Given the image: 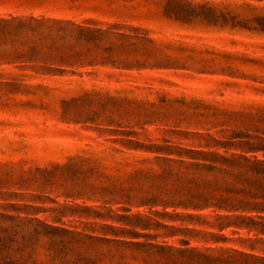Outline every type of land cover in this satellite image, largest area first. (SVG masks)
Segmentation results:
<instances>
[{
    "label": "rangeland",
    "instance_id": "374dc122",
    "mask_svg": "<svg viewBox=\"0 0 264 264\" xmlns=\"http://www.w3.org/2000/svg\"><path fill=\"white\" fill-rule=\"evenodd\" d=\"M256 165L264 0H0V264L264 256L222 217L264 212L178 204Z\"/></svg>",
    "mask_w": 264,
    "mask_h": 264
},
{
    "label": "trees",
    "instance_id": "16d2710c",
    "mask_svg": "<svg viewBox=\"0 0 264 264\" xmlns=\"http://www.w3.org/2000/svg\"><path fill=\"white\" fill-rule=\"evenodd\" d=\"M243 159L250 161L247 157L243 156ZM252 166H249L251 168ZM257 173H262V176H264V167L260 165L254 166ZM216 190H220L219 188ZM257 188H252L248 190H243L244 192V198L245 202L240 201V199L237 200V203L234 205H230L226 203L228 201L227 198L223 197H215L213 195L214 189H211V191H198L190 195L184 202H180L178 204L184 205L185 207H193V208H202L206 207L207 204H209L210 201L215 202V205L218 207H223L225 210H243V211H261L264 212V199H260L257 195L253 194L256 193ZM230 192V191H228ZM264 196V194L262 195ZM251 197L254 199V201H248L246 198ZM256 199L259 200V203H257ZM111 202L117 203L118 201H114L112 198L109 199ZM166 203V202H165ZM169 204L172 205H178L175 203V201L170 202ZM259 213V212H256ZM258 215V214H256ZM222 216V215H221ZM219 216V218H221ZM3 217H7V215H4L0 213V219ZM223 218H232V221H229L226 223V225L234 224L241 228H246L248 231H256V233L263 234L264 233V220H262L264 217L260 215L253 216L245 213H238L235 215H224ZM263 217V218H262ZM5 232V229H3L0 226V235ZM0 238H2L0 236ZM190 250L195 249L188 248ZM195 255L193 257L190 256V253L186 256L188 259L192 258V264H264V256H258V255H251L249 253L240 252L238 255H210V254H203L194 252Z\"/></svg>",
    "mask_w": 264,
    "mask_h": 264
}]
</instances>
